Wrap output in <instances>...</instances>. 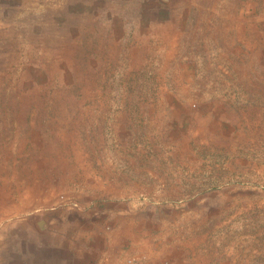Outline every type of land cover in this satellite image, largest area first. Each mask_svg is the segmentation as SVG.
Masks as SVG:
<instances>
[{"label": "rangeland", "instance_id": "374dc122", "mask_svg": "<svg viewBox=\"0 0 264 264\" xmlns=\"http://www.w3.org/2000/svg\"><path fill=\"white\" fill-rule=\"evenodd\" d=\"M264 264V0H0V264Z\"/></svg>", "mask_w": 264, "mask_h": 264}, {"label": "crops", "instance_id": "0c3cea01", "mask_svg": "<svg viewBox=\"0 0 264 264\" xmlns=\"http://www.w3.org/2000/svg\"><path fill=\"white\" fill-rule=\"evenodd\" d=\"M90 262H85V261H82V264H89ZM31 264H59L57 262H55L53 259L49 260V259H46L45 261H37V262H34L33 260L31 261ZM62 264H76V262L74 260L71 261H62ZM93 264H99V263H93Z\"/></svg>", "mask_w": 264, "mask_h": 264}]
</instances>
